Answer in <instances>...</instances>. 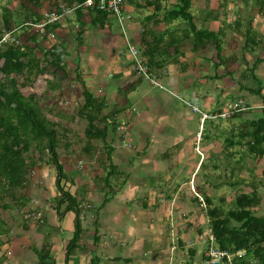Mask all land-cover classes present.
<instances>
[{
	"label": "crops",
	"instance_id": "1",
	"mask_svg": "<svg viewBox=\"0 0 264 264\" xmlns=\"http://www.w3.org/2000/svg\"><path fill=\"white\" fill-rule=\"evenodd\" d=\"M28 1L30 4L27 3L25 7V21L16 24L10 17L9 25L16 30L25 24L35 29L34 26L43 21L45 14L55 10L61 14L58 21L47 25L46 31L53 33V37L46 33L45 43L49 48L57 47L56 52H62L61 59L75 66L79 76L84 78L80 79L81 86L84 84L95 97L104 98L107 103L105 109L116 118L117 128H120L121 121L124 123L121 128L125 127V133L119 136L124 147H120L119 161L109 163L110 161L106 160L110 166H114L113 169L108 167L107 170L109 184L97 174L91 179L90 176L78 173L75 168L69 167L67 170L62 164L64 175L60 184L76 198L83 228V233L78 238V247L68 257V261L66 249L74 235L75 213L70 210L58 216L53 208V213L42 222L44 225L41 232L32 229L36 222L24 218L29 228L17 231L14 227L7 234L0 236V264H37L38 251L43 247L48 254L46 264H90L93 257L98 259V264H203L204 248L208 244L206 240L211 233L209 218L206 217V220L205 213L202 214L190 184L195 182L199 161L203 160L201 166H204L205 159L210 158V153H216L215 151L218 155L221 152L219 158L223 156L222 150L214 148V143L219 142L215 138L200 140V156L194 149L197 137L185 128L189 119L188 112L178 109L176 104L170 103L164 96L154 98L141 92L140 96H135L140 98V102L138 100L136 104L128 105L131 102L128 96H134L142 81L134 74L131 56L128 57V46L132 44L141 48L142 38L149 40L150 36L145 32L146 25L153 21L143 20L142 17L152 15L155 12L153 7L146 6L147 13L144 15L141 9L145 7L143 0H126V20L124 24L118 25L116 18L110 15L101 23L91 22L92 6L78 7L86 0ZM263 1L191 0L190 11L197 30L216 32L222 29L227 32L229 28L226 27V20L229 15L244 19L247 17L245 12L248 11L253 17H257L260 8L264 13ZM161 2L163 8L157 10L159 23L154 29L157 35H167L166 31L177 29L173 31V36L178 38L185 27L184 21L177 19L169 25L160 21L165 7H170L175 0ZM10 9L8 12L11 14L12 8ZM65 9H70V12H64ZM138 15L142 17L138 18ZM234 21L238 22L239 27L232 30L237 41L233 46L236 51L235 47L241 45L238 43L243 40V35L247 39V33H252V30L240 28V19ZM112 22H116V25ZM255 27L257 26L255 25L254 29ZM260 27L263 31L264 25ZM255 34L256 41L252 40L245 47L244 39L242 45L250 50L249 56L245 57V53L244 56L237 55V58L229 49H223L225 46L222 47V44L220 53L214 49L213 55V47H195L190 39L176 45L171 44L168 48L161 44L157 48V66L150 70L168 87L167 92L172 97L188 94L199 104L201 99L200 106L204 111H212L218 97L225 98L233 92L237 95H249L254 107H258L256 112L263 113L259 108L264 107V60H261L264 58V31L261 36ZM261 37L259 44L258 39ZM166 39L165 36L164 40ZM27 44L33 49L41 42L35 40L33 33ZM214 56L218 59L215 62L216 72L210 74L209 65L213 64ZM229 56L235 59L245 58L244 64L248 66L258 61L251 71L255 86L251 83L244 87L240 83L243 74L239 73L241 77L235 76L231 69L224 75L227 64L223 65V60ZM237 61L239 62V59ZM214 80L217 83L212 82ZM228 80L233 84L226 83ZM197 82L201 84L195 85ZM256 88L261 89V95L255 93ZM121 94L125 99L119 103ZM111 100H117L118 104H110ZM190 103L195 104L192 101ZM218 105L220 106L219 103ZM225 105L221 110L225 109ZM262 117L261 115L259 118ZM110 135L108 141L112 145L117 139L116 132ZM174 164H180L181 170L172 182L169 168ZM53 171L50 189L55 193L54 187L57 189V186L54 166ZM143 172H146V175L152 172V178L145 180ZM183 172L187 174V178L190 177L187 181L182 177ZM135 175L137 177H134ZM140 175H143V178H139ZM178 177L182 178V184H176ZM166 182H170V185ZM72 188L76 190L75 193H71L74 190ZM84 191L85 195H82ZM104 197L107 201L103 204ZM83 198H86V201ZM263 202L264 200L261 201V206ZM13 238H17L21 244L16 243L17 240L12 241ZM4 239L10 240V243ZM25 241L28 244L23 243Z\"/></svg>",
	"mask_w": 264,
	"mask_h": 264
},
{
	"label": "rangeland",
	"instance_id": "2",
	"mask_svg": "<svg viewBox=\"0 0 264 264\" xmlns=\"http://www.w3.org/2000/svg\"><path fill=\"white\" fill-rule=\"evenodd\" d=\"M27 3L30 4V1L27 2V0H0V34H4L6 32L14 30V27H10L8 22V19L10 17L11 19H13L12 21L14 23L17 22L19 24H22L25 21V7ZM259 4L260 3H258V5ZM10 8H12L11 14L8 12V10H11ZM14 8L17 9L14 10ZM146 8L147 7L141 8L143 12L142 14L144 15L147 13ZM245 13L247 14V17H245L244 19H242L241 17L236 18L234 15H229L228 19L226 20V27H228L229 30L225 32L221 38L222 47L225 46L223 47V49H229L236 58L237 55L244 56L245 53V57L249 56L248 52L250 50H247L248 47L247 49L245 47H242L245 39L244 35L243 40L238 43L241 45H236V51L234 50L233 46L237 43L232 34V30H234L235 27L234 20L240 19V28L243 27V30H247V28H250V31L252 30V33L247 34L248 40L246 41L245 39L244 44H249L252 42V40L256 41L255 38H257V36L255 33L260 35L264 31H262V27H260V25H264V13H262V8H260L257 17H253L254 15L249 14L248 11ZM133 15L137 17V14L135 12H133ZM141 17L142 16L138 15V18ZM142 18L143 20L146 19L147 21H149V18ZM255 19H258V21H255ZM115 20L118 25L121 24L117 21V19ZM116 22L112 23L116 25ZM255 25L257 27H255L254 29ZM114 26L113 28H115ZM151 26L152 23L150 22V27ZM32 28L33 27H31L30 25L25 24L19 29L14 30L12 35L15 36L17 40H19L20 45H23L26 48L30 47L27 48V50H29V54H31V56L39 60V68H42V72L40 74H37L35 69L34 73L30 76L29 73L27 74L26 72H23L22 74H14L17 79L18 88L22 95L25 97L35 95L36 98L34 107L41 112L45 119L55 124L54 128L57 131L58 138V145L56 150L59 156L60 163L63 164L67 170L69 169V167L75 168L78 173L90 176L91 179H94L95 174H97V176H101V178H104V176L108 172V167H110L108 161H105V154H102L103 152L105 153V143L101 139L89 140L85 135V130L88 127V123L84 116V113L82 114L83 111H81L82 105L84 103V98L82 95L83 88L81 86L80 79L83 77L79 76L80 74L77 72L75 66L72 65V63L67 64L61 59L63 57L62 55L58 63L60 69L56 68L54 66V63L56 61H54L55 58H53V55L56 54V50L54 48L47 47L48 45L45 43V41L47 40L46 33L37 30V28ZM33 33L35 34V40L39 41V43L41 42V44L32 49L31 46L27 44V42L30 41V37ZM262 37L258 39L259 44L262 40ZM232 39H234V41H232ZM263 43L264 41L262 40V44ZM210 46L213 47V51L210 48L211 54L213 55L216 49L214 46ZM257 50L258 48L256 49V51ZM207 51H209V49ZM262 52H264V48L262 49ZM128 57H130L129 53ZM238 59L239 62L237 61ZM238 59L229 56L226 57L225 60H223V65L224 63L227 64L225 67L226 69H224V75H226L227 71L231 69L234 71L232 74L235 76H239V73L243 74V77H241V75L239 77H241L240 83H242L244 87H246V85H251V83L253 86H255V83L251 78L252 70L250 69L253 64L252 66H248L247 64H244L245 58ZM217 61L218 59L215 57L213 64L210 63V74H212L214 71L216 72L215 62ZM154 71H156V69ZM150 72L153 75L151 70ZM239 77L238 79H240ZM0 79L6 81L3 74H0ZM212 82L217 83L215 80ZM161 83L164 86L165 90L160 89L159 87L154 86L145 80H142L139 83V87L134 93V96H128V99L131 100L128 105L132 106L136 104L138 100L140 102V98L135 96H140L141 92L154 98H157V96H164L168 98L170 103L176 104L178 109L180 108L188 112L189 119L188 122L185 121L186 124H184L186 126L185 128L188 129L194 135V137L198 132H200V140H202L203 138H215L216 140H218L219 143H214V148L222 150L223 156L219 158L221 152L220 155H218L217 151H215L216 153H210V158L205 159L204 166H201L203 160L201 162L199 161L197 164V170L195 171V182L193 184H190V186H192L191 190L193 194L198 193L204 199V201L206 200L205 196L207 195L212 199V204L210 207L207 204V201H205L206 208L201 207L202 214L205 213L206 215H204V217H208L206 213L207 209H210L213 206L221 207L224 213L230 209H233L235 207V199L239 196L240 193L243 192L252 193L256 191L261 196V199L263 201L264 156H259L257 153H251L249 151L248 145L251 142V137L249 135V132L252 130L251 122L257 121V119L261 115L263 116V113L256 112L258 107H254V104H252L253 101H250V96H247L244 93H242V96L233 94V92L231 94L230 92V94L225 98L218 97V101H215V104L212 108L213 110L211 112H219L222 108H224L225 104H227L225 105V108L228 105L234 106L240 100L244 102L248 109L235 113L231 117L206 120L202 123V125H200V113L193 111L192 106H190L188 103L192 101L193 103L198 104L197 106L201 108L200 104L202 105V100L200 99L199 104L197 103L195 98L190 97V95L188 94H186L187 96L179 94V97L174 98L170 93L167 92L168 87L163 83V81H161ZM226 83L231 85L233 84L229 80L228 82L226 81ZM198 84L201 83H195V85ZM184 91H186V89H184ZM124 99V96H122L121 94L118 102L122 103ZM118 102L117 100H111L110 104L115 105L118 104ZM218 103L220 104V106L218 105ZM250 105H252L253 107H251ZM259 109L262 110L261 107ZM109 116L110 112L107 113V109H104L101 115H99L97 119L95 118L94 120V122L97 124V127L102 128L103 123L100 122V118L103 117L106 118V123L109 124L111 128L113 122L112 118H109ZM123 125L124 123H122L121 121L120 128H116L115 131H112V129L110 128L108 130L109 135L112 134V132H116L117 137L116 141L112 144V162H116L117 160L119 161L120 157L118 159V156H121L119 152V150H121L120 147H124L122 145L123 140L120 139L121 134L125 133V127L121 128ZM110 137L111 135L106 137L108 143H110V141H108ZM230 141H232V145H230ZM197 146L200 147L201 143H196L195 147ZM29 151L30 153L28 155V158L35 160L36 165L32 166L28 171L24 186L20 189H17L16 192H14L11 196L5 197L2 201L3 203H0V218L6 224L7 232H9L10 229L14 227L17 228V231H20V229L26 230L27 228H29L27 222L23 217L27 211L40 213L43 218V222H45V219H48L49 216L53 213V208L55 206L57 198L56 196H59V193L57 189H55V187V193H53V191H51L50 189V179L52 178L54 171L53 164H51L50 162L49 152L45 151L41 154L35 150L33 145L31 146ZM99 154L104 157V163L103 159L99 160ZM122 159L125 158L122 157ZM198 160L199 159H197V161ZM111 161L109 163H111ZM170 167L171 168H169V175L173 182L174 178H176L180 173L181 168L180 164H174V166ZM73 173L74 172H72V174ZM143 175L145 176L146 180V178L148 177L151 179L153 173L151 172L149 175H146V172H143ZM143 175H140L139 178H143ZM154 176L156 177V174ZM134 177H137V175H135ZM182 177H184L183 179H186L185 181L190 178H187V174L185 172H183ZM181 179L182 178L178 177L176 184H182L183 180ZM166 183L168 186L170 185V182ZM128 184L129 182H127V185ZM75 191L76 190L74 189L72 190V192H70L75 193ZM82 195H85V191ZM195 199H198L196 195ZM83 200L86 201V198H83ZM253 213L258 216L263 215L261 204L253 209ZM34 224L35 225L32 226V229L36 232H41V228L44 223L36 222ZM206 227H208V224L206 225ZM18 239L13 238L12 241L17 240V243L19 242ZM4 241H8L10 243V240L8 239H4ZM206 241L208 244L211 243L212 247L217 246L215 244V241ZM31 242L33 243L34 241L31 240ZM23 243L28 244L27 241ZM208 244H206V247L204 248L205 251ZM246 259H248L249 264H257V262L250 257Z\"/></svg>",
	"mask_w": 264,
	"mask_h": 264
},
{
	"label": "trees",
	"instance_id": "3",
	"mask_svg": "<svg viewBox=\"0 0 264 264\" xmlns=\"http://www.w3.org/2000/svg\"><path fill=\"white\" fill-rule=\"evenodd\" d=\"M81 1L83 2L84 0ZM161 1L163 0H144L145 7H153L155 11L152 15L147 16L149 20L153 21L151 27L150 25H146L147 30L145 32L149 34L150 38L148 41L144 37L142 38L143 47L141 48L133 45L137 49L139 57L145 61L149 70L157 66V48L161 44L165 48H168L171 44L176 45L181 41L190 39L192 45L195 47L197 45H213L216 51L220 53L221 38L225 30L220 29L216 32L204 29L197 30L190 11L191 0H175V3L170 7H165V13L160 20L165 25H169L177 19L184 21L185 27L181 30L179 37L175 38L173 36V31L177 29L171 32L166 31L167 35L165 33L157 35V31L154 28L159 23L157 10L163 8ZM108 15L94 6L92 7L91 22L101 23ZM234 26L239 28L238 22H235ZM14 30L10 32H14ZM2 35L1 33L0 38ZM165 36L167 37L166 40H164ZM247 44H245V47ZM27 48L20 45L19 40H17V43L12 42L0 46V74H3L6 79V81L0 79V203H3L2 201L5 197L11 196L17 189L24 186L28 171L32 166L36 165L35 160L28 158L31 146L33 145L35 150L41 154L45 151L49 152L50 162L56 170L57 190L60 193L59 196H56L54 206L56 213L58 216H62L70 210H73L75 213L74 235L66 249V261H68V257L78 247V238L83 233L80 209L76 198L63 189L60 184L64 173L56 150L58 138L57 131L54 128L55 124L45 119L41 112L34 107L35 95L28 97L22 95L17 85V79L14 76V74H22L23 72L29 73L30 76L34 73L35 69L37 74L42 72V68H39V60L31 56ZM54 49L56 50L58 48L55 47ZM57 51L53 55V58H55L54 61H56L54 66L60 69L58 63L62 52ZM261 60H264V58ZM257 63V60L253 63V66L250 68L252 71ZM82 87L84 103L81 111H83L82 114L84 113L88 123L85 135L89 140L101 139L105 143V153L103 152L102 154H105L106 160L111 161L113 147L106 140L110 126L106 123V118L103 117L100 118V122L103 123L102 128L97 127V124L94 122L95 118L97 119L107 107V103L104 98L95 97L84 84H82ZM255 93L261 95V89L256 88ZM262 111L263 117L258 118L255 122H251L252 130L249 132L251 142L248 144L249 151L254 154L257 153L259 156L264 155V107ZM110 117L113 122L110 129L115 131L118 127L116 118L112 114H110ZM232 144V141H230V145ZM98 157H100L99 160L103 159L104 163V157L100 154ZM110 167L113 169L114 166L111 165ZM107 177L105 175L104 180L106 179V184H109ZM205 199L210 207L212 199L208 195L205 196ZM106 201L107 198L104 197L102 203L104 204ZM261 201L262 199L258 192H243L235 199V207L225 213L218 206L207 209L206 213L209 218L210 232L217 247L229 252L237 250L245 251L244 255L234 257L232 263H225L249 264L246 258L250 257L257 264H264V202L262 204L263 215L257 216L253 213V209L259 206ZM6 228L5 222L0 218V236L8 233ZM37 255V264H46L45 259L48 254L44 247L38 251ZM90 264H98V259L93 257Z\"/></svg>",
	"mask_w": 264,
	"mask_h": 264
},
{
	"label": "built area",
	"instance_id": "4",
	"mask_svg": "<svg viewBox=\"0 0 264 264\" xmlns=\"http://www.w3.org/2000/svg\"><path fill=\"white\" fill-rule=\"evenodd\" d=\"M125 2L126 0H86L84 3L79 4L78 7L82 5L92 6V7L95 6L101 12H105L111 16H114L119 23L124 24L126 20V17L124 15ZM64 12H70V9H65ZM60 17H61L60 13H58L56 10L52 11L48 14H45L43 21L41 23L36 24V26L34 27L39 29L43 33H48L46 31L47 25L58 21ZM50 35L51 37H53V33ZM12 42L17 43V39L15 36L12 35V32H6L0 38V46H4L5 44H9ZM128 52L131 56V61L133 63L132 67L136 77L141 80H145L151 83L152 85L159 87L160 89H165L161 81L155 75L151 74L145 61L143 60V58L139 57L138 51L133 45L128 46ZM188 104L192 106L193 111L200 113V118H199L200 125H202V123L205 122L206 120L231 117L235 113L248 109V107L244 104L242 100L238 101L234 106L228 105L225 109L219 112L204 111L195 104H191V103ZM196 136H197L196 143L198 144L200 141V132H198ZM194 149L198 154L201 155L198 146L195 147ZM195 195L196 197H198L200 206L206 208V203L204 199L198 193H196ZM24 218L32 222H37V223L43 222V218L41 214L38 212H26L24 214ZM208 240L210 242L214 241L211 233L208 236ZM244 253H245L244 250L229 252L227 250L220 249L217 246L212 247L211 243H209L207 246V251L205 252V259L203 261V264H222L225 262L232 263L234 257H240L244 255Z\"/></svg>",
	"mask_w": 264,
	"mask_h": 264
}]
</instances>
